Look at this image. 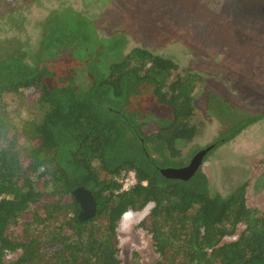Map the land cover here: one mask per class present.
<instances>
[{"label": "trees", "instance_id": "obj_1", "mask_svg": "<svg viewBox=\"0 0 264 264\" xmlns=\"http://www.w3.org/2000/svg\"><path fill=\"white\" fill-rule=\"evenodd\" d=\"M126 45L67 7L45 19L34 52L0 48V264H121L118 223L148 206L138 226L156 264H264V213L246 204V184L223 197L200 168L186 180L160 173L188 163L181 148L198 133L191 119L200 78ZM22 90L37 95L40 113L15 125L2 99ZM263 118H238L217 146ZM129 170L137 182L120 190L117 178ZM79 187L96 205L85 222L72 196Z\"/></svg>", "mask_w": 264, "mask_h": 264}, {"label": "rangeland", "instance_id": "obj_2", "mask_svg": "<svg viewBox=\"0 0 264 264\" xmlns=\"http://www.w3.org/2000/svg\"><path fill=\"white\" fill-rule=\"evenodd\" d=\"M67 7L91 20L100 37L123 35L126 52L145 49L175 62V74L189 71L200 78L191 119L198 133L181 148L184 161L220 140L238 118L264 112V0H0V48L25 44L34 52L45 19ZM36 99L32 90H22L2 102L16 125L39 117ZM213 99L227 109L219 111ZM201 170L211 192L223 197L246 184V204L264 213V118L210 150ZM149 209L127 211L120 219L121 264L158 261L151 237L138 226ZM243 228L223 242L235 240Z\"/></svg>", "mask_w": 264, "mask_h": 264}, {"label": "water", "instance_id": "obj_3", "mask_svg": "<svg viewBox=\"0 0 264 264\" xmlns=\"http://www.w3.org/2000/svg\"><path fill=\"white\" fill-rule=\"evenodd\" d=\"M213 146L214 145L211 144L197 151L190 157L189 162L184 166L167 167L166 169L161 170V175L165 178L188 179L201 167L203 163L202 158L210 149H212ZM72 196L79 206V213L77 215L78 221L85 222L92 219L96 210V205L91 193L87 189L79 187L72 191Z\"/></svg>", "mask_w": 264, "mask_h": 264}, {"label": "built area", "instance_id": "obj_4", "mask_svg": "<svg viewBox=\"0 0 264 264\" xmlns=\"http://www.w3.org/2000/svg\"><path fill=\"white\" fill-rule=\"evenodd\" d=\"M117 180L121 184L120 190H128L137 182L136 174L133 170L122 172Z\"/></svg>", "mask_w": 264, "mask_h": 264}, {"label": "flooded vegetation", "instance_id": "obj_5", "mask_svg": "<svg viewBox=\"0 0 264 264\" xmlns=\"http://www.w3.org/2000/svg\"><path fill=\"white\" fill-rule=\"evenodd\" d=\"M212 144H213V143H212ZM210 145H211V144H210ZM213 145H214V147H216V146H217V142H215ZM214 147H212V149H213ZM212 149H210V150H212ZM210 150H209L208 152H210ZM196 152H197V151H195V153H196ZM208 152L206 153V155L208 154ZM195 153H194V154H195ZM194 154H193V155H194ZM206 155H205V156H206ZM191 156H192V155H191ZM204 158H205V157H204ZM202 159H203V158H202ZM203 161H204V159H203ZM202 164H203V163H202ZM201 166H202V165H201ZM200 169H201V167H200Z\"/></svg>", "mask_w": 264, "mask_h": 264}]
</instances>
